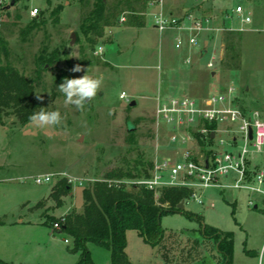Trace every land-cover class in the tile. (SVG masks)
Masks as SVG:
<instances>
[{
  "label": "rangeland",
  "instance_id": "obj_1",
  "mask_svg": "<svg viewBox=\"0 0 264 264\" xmlns=\"http://www.w3.org/2000/svg\"><path fill=\"white\" fill-rule=\"evenodd\" d=\"M97 1L20 0L0 28L8 50V55L0 52V66L10 63L33 77L37 56L55 54V61L46 65L38 82L37 95L55 92L49 111L61 115L60 124L43 128L31 122L22 124L15 114L2 116L0 219H24V223L14 226L0 223V257L6 264H76L81 259L80 251H72L73 241L65 232L52 231L45 207L33 208L41 200H48L47 207L54 206L48 196L59 179L69 183L74 179V195L65 198L63 207L53 209L57 217L81 210L83 188L104 179L112 169L132 167L139 158L154 161L157 155L180 157L166 135L158 134L154 120L155 98L170 93L171 81L197 82L200 93H188L198 98L225 91L233 84L236 104L248 111L257 110L264 118V0H231L232 5L244 3L253 23L244 33H230L218 41V47L222 43L223 48L214 70L206 65L210 52L202 56L198 49L192 55L189 49L178 50L169 32L160 33L154 28L150 16L144 26L117 23L108 27L93 48L79 25ZM31 5L39 8V15L44 11L45 23L28 30ZM58 5L59 16H52L51 11ZM73 33L76 40L71 44ZM231 44H235L234 51L230 50ZM99 47L102 53H98ZM233 54L237 59L231 58ZM75 65L83 71L72 72ZM212 71L216 74L211 75ZM62 72L69 79L84 75L101 78L96 96L86 101L82 110L66 105L58 89L65 79ZM122 91H126L129 101L120 98ZM133 100L136 105L131 106ZM130 123L135 130H129ZM188 147L196 158L207 152L206 148L202 152L196 146ZM258 160L249 161V175L264 169V158L260 166L256 165ZM41 174H53L55 179L37 184L34 178ZM136 179L125 178L127 184ZM203 195L204 203L188 198L182 212L162 216L164 237L158 245L149 244L136 230H129V259L134 264H219L222 257L218 244L203 234L204 225H208L234 233L233 264H262L264 198L247 189L220 187H211ZM88 248L95 264H112L109 249L93 243Z\"/></svg>",
  "mask_w": 264,
  "mask_h": 264
},
{
  "label": "built area",
  "instance_id": "obj_2",
  "mask_svg": "<svg viewBox=\"0 0 264 264\" xmlns=\"http://www.w3.org/2000/svg\"><path fill=\"white\" fill-rule=\"evenodd\" d=\"M19 1L0 0V28ZM230 2L147 0L144 14L151 17L154 28L160 33L172 34L174 46L178 50L189 49L193 52L198 49L202 54L206 48V53H211L207 68L214 70L223 48L222 43L218 47V41L230 33H244L246 27L253 23V16L244 3L232 5ZM29 14L32 18L38 16L39 8L31 5ZM125 21L126 17L122 16L121 23ZM102 51L99 47L98 53ZM186 59L190 61V57ZM122 93L126 95L121 97ZM121 94L120 98L129 101L126 91ZM156 97L154 120L157 131L160 130L158 134L166 135L174 146L176 156L180 157L159 158L157 155L151 175L132 180L130 184L154 191L162 187H187L191 189L189 198L199 203H204L203 193L211 187H220L222 190L247 189L264 198V169H256L251 175L248 172L250 160L256 162L261 156L256 163L260 166L264 158V118L259 111H248L236 104L237 93L233 84L225 91L206 97L188 94H158ZM250 131L253 132L252 137ZM200 142L204 143L208 153L203 152L204 147ZM189 145L192 149L194 146L201 149L203 153L200 158L192 156ZM54 179L53 174H41L34 181L44 184L52 183ZM73 181L71 179L70 183ZM59 226L58 222L54 224L55 229Z\"/></svg>",
  "mask_w": 264,
  "mask_h": 264
},
{
  "label": "trees",
  "instance_id": "obj_3",
  "mask_svg": "<svg viewBox=\"0 0 264 264\" xmlns=\"http://www.w3.org/2000/svg\"><path fill=\"white\" fill-rule=\"evenodd\" d=\"M51 3V0H48ZM147 0H117L110 4L109 0H98L94 10L79 25L84 37L94 48L103 39L106 29L121 24L122 16L126 17V26H144ZM61 6L51 11L58 17ZM44 11L33 17L28 30L36 29L45 23ZM21 18V15H17ZM230 50H235L231 44ZM0 52L8 55L6 42L0 36ZM232 59H237L233 54ZM55 54H40L36 58V76H27L17 67L8 63L0 66V123L5 114H15L22 124L30 122L29 117L42 108L49 111L56 93L37 95L38 82L42 80L46 65L53 64ZM62 78H68L65 72ZM41 96L42 100H38ZM202 147L204 143L200 142ZM205 148V147H204ZM202 150H204L202 148ZM153 168V160L139 158L132 167L115 168L106 173L104 179L83 188V208L72 210L61 217L55 216L53 209L65 205V198L72 195L73 186L65 178L59 179L52 188L48 199L54 206H46L48 200L39 201L33 208L45 207L44 214L52 222V231L65 232L73 241L72 251L81 252V259L76 264H95L89 243L110 250L112 264H134L127 253V232L136 230L146 242L152 245L161 243L164 229L161 218L168 212H182L179 205L187 201L191 189L187 187H162L157 191L145 186L127 184L126 179L149 177ZM7 218L0 219L1 224L8 223ZM60 223L59 228L54 224ZM203 234L216 241L222 257L219 264H233L234 233L204 225ZM0 264H6L0 258Z\"/></svg>",
  "mask_w": 264,
  "mask_h": 264
},
{
  "label": "clouds",
  "instance_id": "obj_4",
  "mask_svg": "<svg viewBox=\"0 0 264 264\" xmlns=\"http://www.w3.org/2000/svg\"><path fill=\"white\" fill-rule=\"evenodd\" d=\"M72 72H81L83 68L75 65L71 69ZM102 84L101 78H92L84 75L80 78H65L58 86L60 92L65 96V103L75 105L78 110H82L86 101L93 99ZM124 93L121 94L123 97ZM38 100H42L41 96H37ZM31 123L38 127H46L58 125L61 123V115L59 111H45L43 108L29 117ZM264 264V259H262Z\"/></svg>",
  "mask_w": 264,
  "mask_h": 264
},
{
  "label": "crops",
  "instance_id": "obj_5",
  "mask_svg": "<svg viewBox=\"0 0 264 264\" xmlns=\"http://www.w3.org/2000/svg\"><path fill=\"white\" fill-rule=\"evenodd\" d=\"M147 9V5H146V8H145V10ZM146 17H148L147 15H145V25L147 24V18ZM151 18V17H150ZM151 22H152V20H151ZM153 23V22H152ZM124 24V23H123ZM169 35L171 36V37H173L172 36V34L171 33H169ZM172 41H173V39H172ZM191 54L190 55H192V52H190ZM189 56V55H188ZM216 74V72L215 71H212L211 72V75H215ZM189 81L187 82V81H185L184 83H181V82H175V81H171L170 82V85H168V92H170V93H166L167 95H182V94H188V95H191V94H189L190 92H193V94L195 95H198L199 93H200V91H201V89H200V87L198 86V84H196L197 82H194L193 83V81H191L190 79H188ZM197 88V89H196ZM178 90V91H177ZM177 92V93H176ZM182 93V94H178V93ZM189 92V93H188ZM194 95H191V96H194ZM194 97H196V96H194ZM73 195H74V192L72 193ZM258 206V205H257ZM22 223H24V219H21V220H19V221H11V220H9V222H8V225H11V226H14V225H19V224H22ZM1 258V257H0ZM2 259V258H1ZM219 262H221V261H219Z\"/></svg>",
  "mask_w": 264,
  "mask_h": 264
},
{
  "label": "water",
  "instance_id": "obj_6",
  "mask_svg": "<svg viewBox=\"0 0 264 264\" xmlns=\"http://www.w3.org/2000/svg\"><path fill=\"white\" fill-rule=\"evenodd\" d=\"M15 2L13 1L12 2V4H14ZM75 40H76V34L75 33H73L72 34V40H71V44H74V42H75ZM205 45L207 46V42L205 43ZM208 50L205 48V49H203V51H202V56H204L205 54H206V52H207ZM134 105H136V101L135 100H133L132 102H131V106H134ZM135 126L134 125H131V123L129 124V130L130 131H133V130H135ZM252 131H250V137H252ZM258 206L257 205H255V208H257ZM184 208H185V201H182L181 202V204L179 205V209L180 210H184Z\"/></svg>",
  "mask_w": 264,
  "mask_h": 264
}]
</instances>
